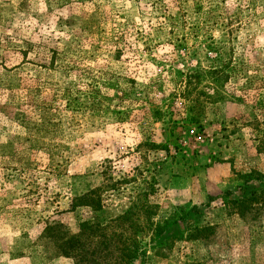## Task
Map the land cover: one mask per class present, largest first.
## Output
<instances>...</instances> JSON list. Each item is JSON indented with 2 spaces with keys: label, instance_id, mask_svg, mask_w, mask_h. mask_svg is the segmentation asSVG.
I'll use <instances>...</instances> for the list:
<instances>
[{
  "label": "rangeland",
  "instance_id": "rangeland-1",
  "mask_svg": "<svg viewBox=\"0 0 264 264\" xmlns=\"http://www.w3.org/2000/svg\"><path fill=\"white\" fill-rule=\"evenodd\" d=\"M263 100L264 0H0V264H74L80 222L145 202L130 264H264Z\"/></svg>",
  "mask_w": 264,
  "mask_h": 264
},
{
  "label": "trees",
  "instance_id": "trees-1",
  "mask_svg": "<svg viewBox=\"0 0 264 264\" xmlns=\"http://www.w3.org/2000/svg\"><path fill=\"white\" fill-rule=\"evenodd\" d=\"M227 64L228 58L221 53L217 63L204 71L205 75L211 79V83L216 84L217 82L218 84L228 80V73L226 72ZM199 78L197 74H190L185 79L182 96L187 101L186 117H198L196 116L198 105L213 99V95L195 91V82H198ZM200 94L204 95L205 98L202 101H200ZM149 146L167 148L164 145L150 144ZM258 149L264 153V137L259 140ZM115 186L116 184L114 183L110 185L113 188ZM261 195H264V190ZM101 200L103 199L101 198L99 189H91L79 196L73 197L70 203V209L75 210L78 206H85L96 210V208L101 207ZM252 200V198H246L236 201L239 204L238 210L247 209L248 201ZM150 207L146 202L144 204L141 203L140 206L134 208L136 212L124 211L108 223L92 221L80 222L79 231L76 234L64 238L60 246L62 254L72 258L74 264H130L141 249V241L137 237L139 227H142V233L147 223L148 228H153L151 229L153 232L155 231L158 234L161 232L158 222L154 224L155 227L149 224L148 213ZM138 212L146 214L145 225H141L142 223H139L137 218H133V215L135 213L138 214Z\"/></svg>",
  "mask_w": 264,
  "mask_h": 264
}]
</instances>
